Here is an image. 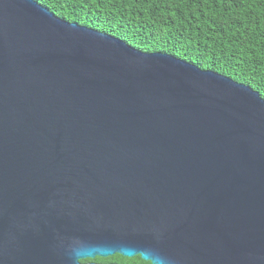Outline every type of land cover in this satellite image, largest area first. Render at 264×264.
<instances>
[{
  "label": "water",
  "instance_id": "95a60500",
  "mask_svg": "<svg viewBox=\"0 0 264 264\" xmlns=\"http://www.w3.org/2000/svg\"><path fill=\"white\" fill-rule=\"evenodd\" d=\"M264 264V99L0 0V264Z\"/></svg>",
  "mask_w": 264,
  "mask_h": 264
},
{
  "label": "trees",
  "instance_id": "16d2710c",
  "mask_svg": "<svg viewBox=\"0 0 264 264\" xmlns=\"http://www.w3.org/2000/svg\"><path fill=\"white\" fill-rule=\"evenodd\" d=\"M56 17L164 53L264 99V0H35ZM123 258L82 262L122 264Z\"/></svg>",
  "mask_w": 264,
  "mask_h": 264
},
{
  "label": "flooded vegetation",
  "instance_id": "af4514ba",
  "mask_svg": "<svg viewBox=\"0 0 264 264\" xmlns=\"http://www.w3.org/2000/svg\"><path fill=\"white\" fill-rule=\"evenodd\" d=\"M115 256H119L117 254H115ZM121 258H123L122 264H151L149 261H144L140 258V256H133L131 258H124L122 256H119ZM112 264V263H110Z\"/></svg>",
  "mask_w": 264,
  "mask_h": 264
}]
</instances>
